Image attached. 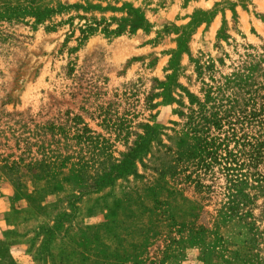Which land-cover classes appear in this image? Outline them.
<instances>
[{
    "label": "rangeland",
    "instance_id": "374dc122",
    "mask_svg": "<svg viewBox=\"0 0 264 264\" xmlns=\"http://www.w3.org/2000/svg\"><path fill=\"white\" fill-rule=\"evenodd\" d=\"M0 264H264V0H0Z\"/></svg>",
    "mask_w": 264,
    "mask_h": 264
}]
</instances>
